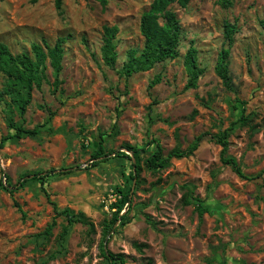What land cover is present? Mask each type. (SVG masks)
I'll return each mask as SVG.
<instances>
[{
    "label": "rangeland",
    "instance_id": "rangeland-1",
    "mask_svg": "<svg viewBox=\"0 0 264 264\" xmlns=\"http://www.w3.org/2000/svg\"><path fill=\"white\" fill-rule=\"evenodd\" d=\"M107 1L104 7L96 0H62L57 10L56 0H0V43L14 55L34 59L33 44L54 46L66 38L62 84L54 87L47 60L45 80L24 117L1 94L6 77L0 72V144L6 139L0 148V264H108L102 246L124 254L127 264H264V175L252 179L264 171V0H232L227 9L218 0L174 5L179 56L130 78L120 72L131 52L143 50L140 21L153 0ZM225 22L239 29L229 66L235 92L215 71L227 47ZM105 26L119 28L114 67L102 59ZM191 46L204 70L195 89L186 88ZM155 78L160 83L150 88ZM21 124L41 126L40 132L14 137ZM225 132L227 155L249 179L222 163V147L212 136ZM203 134L209 135L192 156L158 172L145 168L156 144L167 155ZM100 144L103 162L91 167ZM126 145L144 150L138 179ZM51 170L44 182L34 180V173ZM185 198L192 203L185 205ZM119 200L130 223L118 221L106 235ZM55 206L84 214L94 230L69 226L63 215L46 235Z\"/></svg>",
    "mask_w": 264,
    "mask_h": 264
},
{
    "label": "trees",
    "instance_id": "trees-1",
    "mask_svg": "<svg viewBox=\"0 0 264 264\" xmlns=\"http://www.w3.org/2000/svg\"><path fill=\"white\" fill-rule=\"evenodd\" d=\"M39 0H30L31 4L38 3ZM102 6H106L107 0H96ZM192 0H153L148 11L144 12L140 21V33L144 38V47L139 56L133 51L130 53L129 61L124 65L120 72L122 76L126 78L132 77L137 73H144L152 70L157 64L164 63L167 60L176 59L179 56V48L181 44L182 30L180 20L172 7L178 5L181 8H187ZM217 3L223 8L227 9L231 7L232 0H218ZM56 8L60 10L62 8V0H56ZM264 26V22H262ZM239 32L236 24L225 22L224 24V43L227 47L223 48L218 56V61L215 67L217 76L221 79L223 86L229 90L235 92V86L230 76V55L231 48L235 42V35ZM119 33L117 26L104 27L103 46L101 48L102 59L104 63L109 67H114L117 61V45L115 40ZM44 45L33 44L32 51L34 59L28 54L23 53L20 55H14L8 45L0 43V72L6 77L3 90L1 94L11 99V102L17 107L20 115L25 116L29 105L32 102L34 89H41L43 81L45 80L44 70L46 61H50V66L53 69L55 78L54 87L56 89L62 84L61 73L63 70V58H64V44L66 38L60 37L57 39L54 46H51L46 41H43ZM185 70L189 76L187 89L197 88V82L204 73V70L200 68L198 63V51L194 46H191L184 59ZM160 83V78H155L150 88L155 87ZM41 126H37L34 129H26L21 124L14 126L16 134L14 137L22 138L27 135H36L40 132ZM209 134H203L198 136L186 149L181 147H175L167 155L164 154V149L160 144H156V150L151 157H149L144 165L145 168L152 172H158L162 169H167L173 159H183L192 156L201 146V143ZM212 139L222 147L221 161L223 164L231 166L233 171L241 178H247L241 168L240 163L233 157L227 155L229 150L228 134L225 132L222 135H214ZM4 139L0 144V148L4 145ZM126 149L134 153L137 160L135 164L136 174L133 179H138L142 171L140 152L144 150L135 148L131 145H126ZM105 155V148L102 144L99 145L98 150L92 155L94 162L91 167H97L103 160H100ZM121 157H129L127 154L119 153ZM72 172V168L63 170L60 172L63 174H69ZM54 173V170L46 173L37 172L34 173V180L44 182L47 177ZM263 173L259 174L256 178L263 177ZM8 185V184H7ZM8 190V186L5 187ZM126 200L128 196H125ZM125 201L119 200L116 204V212H114L110 224L105 227L106 235L113 231V225L118 221H121V225L125 226L130 223L128 217L121 212L124 208ZM191 199L185 198L184 204L190 205ZM200 208V206H199ZM56 216L53 223L46 230V235H51L53 227L56 225V217L65 216L68 225L71 226L76 223L90 226L94 230L93 223L84 215L79 214L74 216L69 209L59 210L55 206ZM68 227H64L63 235L66 236ZM136 247L138 245L136 244ZM102 255L108 264H127L124 254H115L102 246ZM147 264H152L149 260Z\"/></svg>",
    "mask_w": 264,
    "mask_h": 264
}]
</instances>
